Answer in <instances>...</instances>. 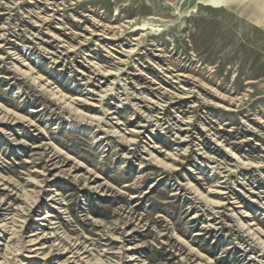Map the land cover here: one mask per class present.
I'll return each mask as SVG.
<instances>
[{"label":"rangeland","instance_id":"1","mask_svg":"<svg viewBox=\"0 0 264 264\" xmlns=\"http://www.w3.org/2000/svg\"><path fill=\"white\" fill-rule=\"evenodd\" d=\"M0 201V264H264V0H0Z\"/></svg>","mask_w":264,"mask_h":264},{"label":"bare ground","instance_id":"2","mask_svg":"<svg viewBox=\"0 0 264 264\" xmlns=\"http://www.w3.org/2000/svg\"><path fill=\"white\" fill-rule=\"evenodd\" d=\"M53 94L55 96H57L59 93L56 92V93H52V95ZM64 99H65V96H63V95L59 96V100L63 101ZM8 211H9V209L6 207V203L4 201H0V218L8 217L7 216L8 215L7 214ZM19 218H21V217H19ZM5 220L13 221L15 223L13 217L10 218V219H5ZM25 220L24 221L21 220L19 222L20 225L17 226V229H15L13 231L11 230L12 227H10V224H12L13 222L5 223L4 221H1V223H0V228H1L0 230L4 233V235H10L12 239L18 238L23 243V245L21 246L22 248H20V250H17L15 252H21V250L26 251L27 249H32L33 247L43 246V245L46 244L45 239H43L42 241H39V240H41L42 237H39L37 239H31V236H29V237L27 236L30 233V231H28V229H27L28 227L26 226V221ZM11 231H12V233H11ZM43 242H45V243H43ZM10 248L11 247H9V246L6 247L5 251L8 252V254L12 255L14 253H12L13 251L11 252ZM41 250H43V249H41ZM43 254H45V258L46 259L53 258V254L52 253L43 252Z\"/></svg>","mask_w":264,"mask_h":264}]
</instances>
